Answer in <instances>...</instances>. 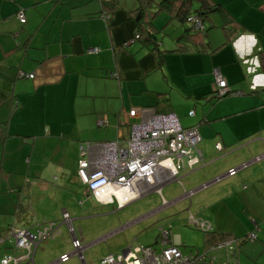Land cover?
<instances>
[{"label":"crops","instance_id":"crops-1","mask_svg":"<svg viewBox=\"0 0 264 264\" xmlns=\"http://www.w3.org/2000/svg\"><path fill=\"white\" fill-rule=\"evenodd\" d=\"M217 1L243 26L232 41L212 52L190 45L166 53L153 68V53L138 40L120 46L133 32L128 10L137 6L136 0H119L120 7L109 12L108 21L101 13V0H0V194L4 196L0 197V260L15 254L4 239L10 226L35 232L50 221L61 224L64 209L76 219L88 211L90 198L101 203L77 175L79 145L86 141L84 132L89 128L79 116L98 109L95 105L82 110L79 104L81 100L97 104L95 98L105 96L116 102L98 114L99 125L116 122L120 133L137 118L133 110L148 106L172 111L182 125H197L202 160L192 167L185 160L176 181L179 191L165 197L162 188L171 181L165 183L160 192L155 191L159 205L129 222L116 226L114 220L92 236L75 227L73 220V231L60 227V237L55 232L39 242L35 264L79 258L72 253L59 260L61 254L72 252L75 236L84 245L86 258L85 250L103 243L107 235L178 201V213L183 214L179 217L187 220L191 212L211 225L205 230L196 227L199 249L190 252L206 251L213 264H264V154L254 159L264 151V0ZM21 10L23 22L17 16ZM227 20L225 12L217 11L204 21L212 46L226 40L222 24ZM91 46L99 51L90 52ZM215 69L233 93L212 94ZM29 72L33 76H27ZM157 91L167 92L168 105H158ZM231 167L236 171L227 174ZM217 175L221 178L214 180ZM202 183L207 185L196 188ZM194 188L190 195L184 194L183 189ZM249 232L255 233L253 239L244 237ZM171 237L180 248L185 245L178 234ZM134 239H126L128 243L115 253ZM187 241L194 240L187 236ZM223 242L237 246L235 259L228 260Z\"/></svg>","mask_w":264,"mask_h":264},{"label":"built area","instance_id":"built-area-1","mask_svg":"<svg viewBox=\"0 0 264 264\" xmlns=\"http://www.w3.org/2000/svg\"><path fill=\"white\" fill-rule=\"evenodd\" d=\"M17 16L24 21V12L18 11ZM98 46L89 48V51H98ZM215 84L214 96H222L230 91L227 79L218 69L214 70ZM33 76V73H27ZM234 91H230L233 93ZM190 110L189 114H193ZM137 117L131 121L128 129L120 131L116 139L102 141H83L79 145L80 156L77 160V175L88 189L101 202H112L117 199L122 205L150 191H161L162 186L172 180L179 179L180 171L187 161L189 166L197 164L202 154L197 147L201 139L197 125L184 126L179 117L172 111L158 112L152 108H139L133 110ZM216 147H220L217 143ZM254 156V159L261 157ZM186 158V159H185ZM186 160V161H185ZM245 165V163H243ZM236 171V167L227 170V174ZM202 186L205 183L201 184ZM196 189V188H194ZM184 194L190 195L193 189H183ZM118 191L122 193L119 196ZM62 216L70 223L68 212L64 209ZM188 221L201 228L209 229L210 223L192 213L188 214ZM43 230L38 231V238L44 240L55 233L54 221L48 222ZM159 246L143 244L140 242L129 243L119 253H107L101 258L104 264H213L212 258L206 251L183 252L180 246L173 242L170 231L159 226ZM8 234L14 237V247L23 249V253L5 256L0 264H7L11 260L20 264L21 259L30 261L34 239L27 228L10 226ZM105 237V235L103 236ZM254 232L246 234V239H253ZM72 252L59 256L64 261L72 253H77L83 261L84 253L81 240L75 236L72 240ZM228 260L235 259L238 248L233 243H222ZM35 245V243H34ZM23 260V261H24Z\"/></svg>","mask_w":264,"mask_h":264},{"label":"rangeland","instance_id":"rangeland-1","mask_svg":"<svg viewBox=\"0 0 264 264\" xmlns=\"http://www.w3.org/2000/svg\"><path fill=\"white\" fill-rule=\"evenodd\" d=\"M168 18V14L165 11H161L160 14H158L154 18V23L157 26H161V24ZM177 22L176 20L172 21L171 23ZM167 29L172 28L171 24H169ZM163 34V33H162ZM168 37V36H166ZM95 100L98 102L92 103L87 102L84 103V101H80L79 107L82 110L91 108L96 105L98 111L95 113L90 114H84L79 116V122L81 124H89V128L84 132L86 135V141H102V140H113L116 139L118 136V132L116 130V122L113 125L112 121L106 122L104 125L99 120L97 121L96 118L98 114H104V110L108 107L109 109L112 108L114 105V101L116 102V99L110 98L108 99L105 96L96 97ZM120 109V108H119ZM118 109V110H119ZM95 114V120L93 123L92 116ZM99 117H103L99 116ZM102 121V119H101ZM98 123V124H97ZM30 138V137H29ZM31 170V169H30ZM54 175L51 177V181H54L53 178ZM26 177V176H25ZM29 179V177H27ZM31 179V178H30ZM32 180V179H31ZM176 179L174 181H171L170 183H167L163 186V194L165 197L170 198L173 195H175L179 188L177 187V182H179ZM177 181V182H176ZM29 185V184H28ZM30 186V185H29ZM7 192V190L5 191ZM170 196L168 197V195ZM0 197L4 198L3 194H0ZM160 203V195L159 193L155 191L148 192L134 200L129 201L128 203L120 206L117 201H113L112 203L107 204H101L96 202L93 198H90L89 205L90 208L88 211H82L79 217L76 219H73V225L75 227H80L82 232H87L89 236H92L96 229L98 227H107L112 224L114 220H116V226L122 225L126 222L131 221L134 217L142 214L145 211H148L151 208L156 207ZM181 201L175 202L169 206H166L159 211L155 212L153 215H150L148 217H145L144 219L140 220L137 223H133L130 225L125 226L124 230L121 232H118L116 234L113 233L111 237L103 238V243L101 244H93L89 247V249L85 250V262L86 264H103L100 262V258L104 256V254L108 253L109 251L116 252L118 249L120 250L123 248V246L130 242L134 237V242H140L143 244H153L157 246V242H155V238L158 234V228L161 224L163 226H169L171 227L173 234H178L180 236V240L184 242L185 245L181 246V249L183 251H189V250H195L199 249V245L196 243V240L199 239V229H197L193 224H189L186 220V218H181L179 216H182L183 214H179L178 210L181 207ZM84 205H80L82 209H86V207H83ZM200 218H203L199 216ZM204 219V218H203ZM121 222L119 223V221ZM60 227H68L67 222H62L59 224ZM140 227V228H139ZM185 227L188 229L185 230ZM32 232V229L30 230ZM4 232V231H2ZM59 232V230H58ZM55 234V236L60 237V232ZM66 232L68 233V230L66 229ZM187 236H190L192 240L194 241H187ZM94 237H90L92 239ZM88 239V241L90 240ZM109 239V240H108ZM128 240V242H124L125 240ZM14 240L12 237L7 238V246H11L13 244ZM124 242V243H123ZM10 250V249H8ZM104 250V251H102ZM6 251V250H5ZM0 256L3 255V251L0 250ZM63 264H83L81 260L76 256H71L67 261H65Z\"/></svg>","mask_w":264,"mask_h":264},{"label":"trees","instance_id":"trees-1","mask_svg":"<svg viewBox=\"0 0 264 264\" xmlns=\"http://www.w3.org/2000/svg\"><path fill=\"white\" fill-rule=\"evenodd\" d=\"M136 1L137 6L128 10L134 20L133 32L122 41L120 46L127 47L130 43L138 40L153 53L156 60V65L153 68L159 65L161 59H163L166 53L184 51L190 45L197 51L212 52L223 44H226V42H231L232 36L236 34L239 29L243 28L241 23L237 19L234 20L229 11L224 8L222 3L218 2L217 0ZM101 2V13L106 18V20L110 17L109 12L112 9H117L120 7L119 0H101ZM161 11H165L168 14V18L159 27L154 23L153 20L158 14L161 13ZM217 11H223L228 15V20L222 24V28L226 33V40H224L218 46H212L210 44V40L207 37L208 28L206 25H204V21ZM174 20L177 22L171 23ZM169 24H171L172 28L167 29L166 27ZM162 38H164V42L162 41ZM230 91L232 90L230 89ZM230 91L228 93H230ZM212 92L214 93V90ZM156 94L158 100L160 101L158 105L161 104V106H166L169 104L167 92L157 91ZM13 100L14 106L16 107V99ZM155 107H157V105H155ZM20 204H22V202H20ZM193 215L195 216V214ZM187 222L191 224L188 221V217ZM163 228L168 229L172 235V232L168 226H163ZM159 232L160 229H158L157 237L159 236ZM50 236H48L46 239H48ZM157 237L155 242L158 243ZM244 237H246V235ZM10 262L15 264L13 260Z\"/></svg>","mask_w":264,"mask_h":264},{"label":"water","instance_id":"water-1","mask_svg":"<svg viewBox=\"0 0 264 264\" xmlns=\"http://www.w3.org/2000/svg\"><path fill=\"white\" fill-rule=\"evenodd\" d=\"M201 151V150H200ZM202 154V153H201ZM243 163H247L246 161L245 162H243ZM243 163H241V165H243ZM219 178H221V175H217L216 177H215V179L214 180H217V179H219ZM144 195V194H143ZM142 196V195H141ZM140 197V196H139ZM70 217V216H69ZM63 219V218H62ZM72 217H70V223H72ZM63 221L64 222H67V221H65L64 219H63ZM54 223H55V221H54ZM67 224H69L68 222H67ZM55 227H54V229H56L57 231H56V233L58 232V230H59V224H57V223H55ZM45 227H38L36 230H35V232H31L28 228H27V230H28V232H29V234H30V236L34 239V243H35V245H34V243H33V250H32V258H31V260L30 261H26V260H24V259H21L22 260V262L20 263V264H35V262H34V260H33V254H34V251H35V248L37 247V245L39 244V242H41V241H43L42 239H40V238H38V231L39 230H43ZM73 231V230H72ZM10 237H12L13 239H14V237H13V235L12 234H8V231H6V235H5V237H4V239L5 238H10ZM15 243V242H14ZM14 243L10 246L12 249H13V251L16 253V251L17 252H19V253H23V249H17V248H15L14 247ZM24 260V261H23ZM84 264H86V262H85V258L83 259V261H82Z\"/></svg>","mask_w":264,"mask_h":264},{"label":"clouds","instance_id":"clouds-1","mask_svg":"<svg viewBox=\"0 0 264 264\" xmlns=\"http://www.w3.org/2000/svg\"><path fill=\"white\" fill-rule=\"evenodd\" d=\"M226 94H228V93H226ZM226 94H224V95H226ZM214 95V94H213ZM223 96V95H222ZM220 97V96H219ZM145 107H148V106H145ZM160 112H167V111H160ZM199 131V130H198ZM179 176V175H178ZM179 178H180V176H179ZM172 181H174V180H172ZM170 182V181H169ZM138 198V197H137ZM136 199V198H135ZM132 200H134V199H132ZM113 201H117V199H113ZM112 201V202H113ZM131 201V200H130ZM101 202V201H100ZM112 202H110V203H112ZM129 202V201H128ZM101 203H104V202H101ZM107 203H109V202H106V203H104V204H107ZM117 203H118V201H117ZM127 203V202H126ZM125 204V203H124ZM123 205V204H122ZM122 205H120V206H122ZM66 210V209H65ZM70 216V215H69ZM62 218H63V216H62ZM56 223V222H55ZM71 225H72V223H71ZM68 227H69V224H68ZM69 229H70V227H69ZM71 230V229H70ZM72 230H73V226H72ZM71 230V231H72ZM106 236V235H105ZM104 264V263H103Z\"/></svg>","mask_w":264,"mask_h":264},{"label":"bare ground","instance_id":"bare-ground-1","mask_svg":"<svg viewBox=\"0 0 264 264\" xmlns=\"http://www.w3.org/2000/svg\"><path fill=\"white\" fill-rule=\"evenodd\" d=\"M202 184H203V183H202ZM205 185H207V183H205ZM205 185H204V186H205ZM200 187H203V186L200 184V185H199L198 187H196V188H200ZM195 190H196V189H193V191H195ZM118 193L121 194V196H122V193H121L120 191H118Z\"/></svg>","mask_w":264,"mask_h":264}]
</instances>
